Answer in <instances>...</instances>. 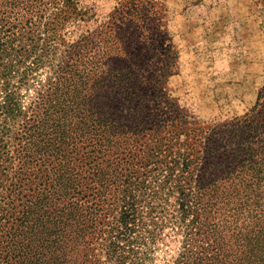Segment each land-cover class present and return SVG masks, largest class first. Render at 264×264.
<instances>
[{
	"label": "trees",
	"instance_id": "trees-1",
	"mask_svg": "<svg viewBox=\"0 0 264 264\" xmlns=\"http://www.w3.org/2000/svg\"><path fill=\"white\" fill-rule=\"evenodd\" d=\"M7 5L22 27L0 41V163H18L10 196L35 223L4 221L0 264H264L262 95L234 122L185 119L152 0L103 21L86 0ZM37 75L46 84L27 109L16 90Z\"/></svg>",
	"mask_w": 264,
	"mask_h": 264
},
{
	"label": "rangeland",
	"instance_id": "rangeland-1",
	"mask_svg": "<svg viewBox=\"0 0 264 264\" xmlns=\"http://www.w3.org/2000/svg\"><path fill=\"white\" fill-rule=\"evenodd\" d=\"M0 0V41L7 43V34H20L21 22ZM103 21L125 0H86ZM164 11L169 40L178 58L168 77L167 93L171 104L186 119L192 117L205 125H218L250 115L262 95L264 101V0H152ZM16 19V20H15ZM21 24V25H20ZM91 26V25H90ZM94 26H92L93 28ZM30 84L18 88L19 102L29 108L36 98L35 90L45 85L46 76L37 75ZM37 80V81H36ZM19 87V86H18ZM13 87V91L15 90ZM6 91L0 84V103ZM166 106V105H165ZM27 108V109H28ZM26 109V110H27ZM8 167L0 163V253L6 247L9 232L4 226L28 217L25 200L17 202L10 196V186L19 176L16 161ZM4 165H7L4 161ZM8 169V170H7ZM43 168L27 169L22 185L24 197L34 195L36 185L30 184ZM44 189V188H43ZM25 199V198H24ZM30 199V198H29ZM14 201V202H13Z\"/></svg>",
	"mask_w": 264,
	"mask_h": 264
}]
</instances>
